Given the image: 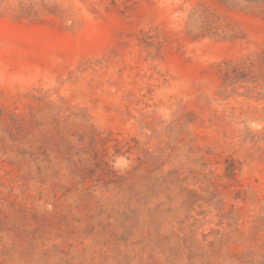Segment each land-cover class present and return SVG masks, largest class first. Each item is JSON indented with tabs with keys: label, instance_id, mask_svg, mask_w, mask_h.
Here are the masks:
<instances>
[{
	"label": "rangeland",
	"instance_id": "rangeland-1",
	"mask_svg": "<svg viewBox=\"0 0 264 264\" xmlns=\"http://www.w3.org/2000/svg\"><path fill=\"white\" fill-rule=\"evenodd\" d=\"M0 264H264V0H0Z\"/></svg>",
	"mask_w": 264,
	"mask_h": 264
}]
</instances>
